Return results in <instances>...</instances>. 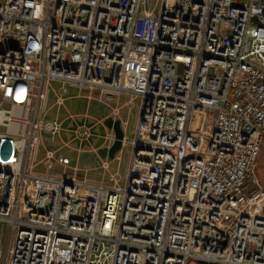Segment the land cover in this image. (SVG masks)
Wrapping results in <instances>:
<instances>
[{
  "label": "built area",
  "instance_id": "1",
  "mask_svg": "<svg viewBox=\"0 0 264 264\" xmlns=\"http://www.w3.org/2000/svg\"><path fill=\"white\" fill-rule=\"evenodd\" d=\"M81 93L139 100L98 179L40 153ZM262 140L264 0H0V264H264Z\"/></svg>",
  "mask_w": 264,
  "mask_h": 264
},
{
  "label": "rangeland",
  "instance_id": "2",
  "mask_svg": "<svg viewBox=\"0 0 264 264\" xmlns=\"http://www.w3.org/2000/svg\"><path fill=\"white\" fill-rule=\"evenodd\" d=\"M127 99V96L122 95L119 97L118 103L122 104ZM51 100L52 97L50 96L49 102H51ZM138 102L139 100L136 98L130 106L123 103L119 109V116L116 115L115 118L121 117V119H127L129 122L128 128H130ZM110 105H114V103H110ZM85 112L89 115L86 128H79L76 133L68 131L67 128L72 124V120L66 118L68 114L76 115L74 119L79 125L81 114ZM56 115L59 120H62V129L53 137H51L45 129L42 130L40 153L46 148H57V153L67 156L70 159V165L77 168L76 175H86L96 179L100 178L102 171L101 169H97V166L104 158H101L95 149L101 147L102 136L106 133L105 127L99 123V120L111 116L109 107H106L99 100L97 94L92 93L88 95L86 93H81L80 96L66 98L59 107L54 105L49 107L43 119L44 121H48ZM64 142L66 146H62ZM124 159L125 157L122 159V166L125 163ZM115 166L116 161L112 160L110 163V170L113 171ZM55 170L61 171V167L56 165ZM258 175L262 185H264V140H262L260 153L258 155ZM7 236V227L0 224V250L2 251L6 248Z\"/></svg>",
  "mask_w": 264,
  "mask_h": 264
},
{
  "label": "water",
  "instance_id": "3",
  "mask_svg": "<svg viewBox=\"0 0 264 264\" xmlns=\"http://www.w3.org/2000/svg\"><path fill=\"white\" fill-rule=\"evenodd\" d=\"M103 124L113 131L114 140L109 147H100L97 150V154L101 158L107 157L108 159H113L114 154L121 147V140L123 137V130L121 127L120 118H113L112 116H108L103 120Z\"/></svg>",
  "mask_w": 264,
  "mask_h": 264
},
{
  "label": "crops",
  "instance_id": "4",
  "mask_svg": "<svg viewBox=\"0 0 264 264\" xmlns=\"http://www.w3.org/2000/svg\"><path fill=\"white\" fill-rule=\"evenodd\" d=\"M120 119H121V117H120Z\"/></svg>",
  "mask_w": 264,
  "mask_h": 264
}]
</instances>
